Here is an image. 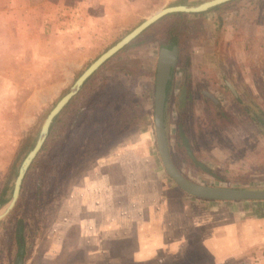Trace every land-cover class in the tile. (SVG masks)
Instances as JSON below:
<instances>
[{"label": "rangeland", "instance_id": "1", "mask_svg": "<svg viewBox=\"0 0 264 264\" xmlns=\"http://www.w3.org/2000/svg\"><path fill=\"white\" fill-rule=\"evenodd\" d=\"M205 1L0 0V208L47 115L89 65L157 10ZM174 37L165 127L175 165L203 185L264 189V0L169 14L108 59L57 116L0 221V264H264V200L192 196L161 159L157 67ZM180 126L212 173L192 160ZM165 227L172 242H158ZM143 236L163 250L135 263ZM102 245L105 260L88 255Z\"/></svg>", "mask_w": 264, "mask_h": 264}, {"label": "water", "instance_id": "2", "mask_svg": "<svg viewBox=\"0 0 264 264\" xmlns=\"http://www.w3.org/2000/svg\"><path fill=\"white\" fill-rule=\"evenodd\" d=\"M231 0H208L200 4H178L161 8L145 19L141 24L135 27L131 32L125 35L121 40L102 53L89 67L76 79L69 91L56 103L47 115L40 133L33 148L24 158L18 175L15 179L14 188L10 199L6 204L0 208V221L6 217L15 207L21 193L24 178L37 157L43 149L51 126L55 118L62 112V110L69 104V102L79 93L85 82L113 55L124 48L127 44L138 37L149 26L160 20L166 15L173 13H202L208 11L216 6L222 5ZM179 56L178 46L170 49L167 47L161 48L156 79V105H155V125L158 139V148L163 164L169 175L176 181V183L188 194L206 199L218 201H237V200H264V189L255 188H235L203 185L194 182L185 177L175 165L168 145L167 132L165 127V106L167 98V88L169 80L171 79V72L173 66L177 63ZM185 94V90L183 91ZM180 135L183 139L190 157L195 164L200 166L205 171L211 173V170L201 161H199L193 154L189 140L185 135L183 127L180 126Z\"/></svg>", "mask_w": 264, "mask_h": 264}, {"label": "crops", "instance_id": "3", "mask_svg": "<svg viewBox=\"0 0 264 264\" xmlns=\"http://www.w3.org/2000/svg\"><path fill=\"white\" fill-rule=\"evenodd\" d=\"M207 216L208 214H206L205 216L201 215V217H198V221H199V224H196V228L200 229L201 226H203L202 224H205V221L207 220ZM211 216V215H209ZM166 218H168L167 215H165ZM164 218V219H166ZM203 220V223H201ZM143 222L139 223L138 225H142ZM159 224H163V220H160L159 221ZM142 227V226H141ZM180 227H176V229H178ZM153 229V227H152ZM174 229L173 227H165L163 229H160V230H156V233L159 234V233H163L162 236L160 237H157L158 239V242H161L162 240H165V241H169V242H172L173 239L175 238V236L173 235V233L170 232V230ZM183 229V228H182ZM116 229H114L115 231ZM162 230V231H161ZM221 232V231H220ZM229 232H234L233 228L230 227L229 229ZM143 234L141 232L140 229H138L137 231V235L138 234ZM146 233V232H144ZM211 236H218L216 235V233H212V231L209 232ZM182 234H184V231L182 232H178V235L176 236V238H179V239H182ZM151 236V234H150ZM145 236H143L142 239L138 240V244L137 246L134 248L135 251H134V258H133V261L136 263H142V262H146L148 259H154L156 254H158V252H161V250H163V247L162 246H159L160 244L158 245H155L153 243V238L151 237L149 241H146ZM184 239V238H183ZM104 243V242H103ZM88 247V246H87ZM86 247V248H87ZM102 247V251L101 250H97V251H94L93 253H89L88 255H99V256H102V259L105 260L107 257H106V253L107 251L104 250V245L101 246ZM180 247H183L182 246V242L180 243V245H177L176 243L175 244H171L170 247L168 248L169 250L170 249H175L177 248L176 250H178ZM107 248V247H106ZM124 248V247H123ZM109 250V247L107 248ZM108 254H109V251H108ZM110 263V261H108V264ZM105 264V262L103 263Z\"/></svg>", "mask_w": 264, "mask_h": 264}, {"label": "flooded vegetation", "instance_id": "4", "mask_svg": "<svg viewBox=\"0 0 264 264\" xmlns=\"http://www.w3.org/2000/svg\"><path fill=\"white\" fill-rule=\"evenodd\" d=\"M174 46H177V44L176 45H173V46H169V45H167L166 47L167 48H170V49H172V48H174ZM171 75H172V72H171ZM170 81V80H169ZM226 85L228 86V87H230V83L228 82V81H226ZM230 89H231V91H232V93L233 94H235V95H237L236 94V92L234 91L235 89L234 88H231L230 87ZM185 90V94H183V91ZM168 92V91H167ZM204 93H205V95H207V99L209 100V101H212V103H214L217 107H219V106H221L222 105V101H219V99L215 96V95H213L212 93H210L209 91H204ZM189 95V90L186 88V87H183V89H182V91H181V94H180V102H181V104H185V102L187 101V96ZM206 100V99H205ZM186 135V134H185ZM188 138V137H187ZM181 139H182V137H181ZM189 140V139H188ZM182 142H183V139H182ZM189 145H190V142H189ZM184 146H185V144H184ZM186 147V146H185ZM190 148H191V145H190ZM187 149V148H186ZM170 150V149H169ZM192 150V149H191ZM188 151V150H187ZM193 152V151H192ZM193 160V159H192ZM200 161V160H199ZM203 163V162H202ZM212 173V172H211Z\"/></svg>", "mask_w": 264, "mask_h": 264}, {"label": "trees", "instance_id": "5", "mask_svg": "<svg viewBox=\"0 0 264 264\" xmlns=\"http://www.w3.org/2000/svg\"><path fill=\"white\" fill-rule=\"evenodd\" d=\"M219 6H220V5H219ZM219 6H216V7L212 8V9H217ZM179 14L181 15L182 13H179ZM177 43H178V41H177L176 37H174V38L171 40V43L169 44V46L171 47V46H173V45H176ZM86 82H87V81H86ZM170 84H171V83L168 84L167 91H169V89H170ZM56 118H57V117H56ZM56 118H55V120H56ZM55 120H54V122H55ZM54 122H53V124H52V126H51L50 131H52V127L54 126ZM33 146H34V145H33ZM45 146H46V143H45V145H44L43 148H45ZM32 148H33V147H32ZM22 248H23V246H21L20 255H23ZM19 258H21V257L19 256ZM22 262H23V261H20L19 264H23Z\"/></svg>", "mask_w": 264, "mask_h": 264}]
</instances>
